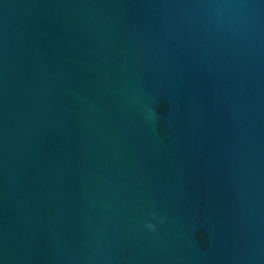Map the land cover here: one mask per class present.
<instances>
[{
    "label": "water",
    "instance_id": "95a60500",
    "mask_svg": "<svg viewBox=\"0 0 264 264\" xmlns=\"http://www.w3.org/2000/svg\"><path fill=\"white\" fill-rule=\"evenodd\" d=\"M0 264H264V0H0Z\"/></svg>",
    "mask_w": 264,
    "mask_h": 264
},
{
    "label": "clouds",
    "instance_id": "9594fccd",
    "mask_svg": "<svg viewBox=\"0 0 264 264\" xmlns=\"http://www.w3.org/2000/svg\"><path fill=\"white\" fill-rule=\"evenodd\" d=\"M151 215L155 216V213H152ZM162 222H163V220H161V223H162ZM145 226H146L148 229L152 230V231H155V229H156V225L153 224L151 221L146 222Z\"/></svg>",
    "mask_w": 264,
    "mask_h": 264
}]
</instances>
